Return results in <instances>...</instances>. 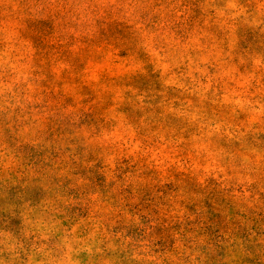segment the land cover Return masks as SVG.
<instances>
[{
    "label": "clouds",
    "instance_id": "clouds-1",
    "mask_svg": "<svg viewBox=\"0 0 264 264\" xmlns=\"http://www.w3.org/2000/svg\"><path fill=\"white\" fill-rule=\"evenodd\" d=\"M0 14V264H264V227L239 215L246 231L204 219L212 211L231 215L233 207L251 216L264 205V50L237 55L242 33L264 43V0H0ZM189 18L188 34L206 41L198 46L205 69H228L225 84L238 87L228 103L213 99L210 114L185 104L171 126L167 113L143 111L134 80L150 63L176 67L186 58L174 26ZM37 24L56 37L83 38L81 63L99 69L95 81L75 73L72 115L53 108L48 115L63 123L47 139L29 103L42 78L35 74ZM234 60L251 72L237 73ZM63 67L73 70L68 61ZM176 86L206 99L199 80ZM123 101L141 111L125 110ZM241 113L245 119L235 121ZM130 133L140 144L135 153ZM154 136L173 153H191L181 157L182 170L150 161L145 142ZM208 159L224 173L223 187L247 190L234 205L206 179L197 185L198 165ZM194 200L204 207L177 213ZM209 202L216 208L206 212ZM131 204L140 210L130 213Z\"/></svg>",
    "mask_w": 264,
    "mask_h": 264
},
{
    "label": "rangeland",
    "instance_id": "rangeland-1",
    "mask_svg": "<svg viewBox=\"0 0 264 264\" xmlns=\"http://www.w3.org/2000/svg\"><path fill=\"white\" fill-rule=\"evenodd\" d=\"M4 20L5 17L0 14V25L3 24ZM191 28V18L183 23L177 22L174 26V35L181 40L186 58L181 59L176 67H171L167 63H150L146 65L147 75L138 76L134 80L137 86L138 96L143 97V99L137 100V103L147 105L143 108V111L167 113L165 123L171 126L179 124L178 113L185 104L190 105L192 108L202 109L205 114H210L215 108V105L211 103L213 99L218 98L228 103L232 100L236 87H238V85H233L231 82L227 85L225 84L224 81L228 79L229 75H232L228 69H220L215 63H210L205 69L202 62L203 57L199 55L200 48L198 46L205 44L206 41L189 35L188 33L191 31ZM35 30L39 33L34 42L35 48L37 49L34 56L36 57V63L38 65L35 74L42 78L39 81L40 93L34 97L30 96L29 103L32 105L33 113L41 118L43 124L41 131L44 133L45 139H47L49 134L54 135L56 132V124L63 123L59 115H57L56 121L48 115L53 108L59 105L60 108L67 109L68 116L64 119H68L72 115L71 109L76 103V96L71 92V85L77 82L75 73L77 71H84L92 81H95L96 73L99 69L96 65L89 66L86 62L81 63L78 51L81 50V46L85 43L83 38L76 36H71L68 39L56 37L43 24H37ZM261 50H264V43L255 34L245 32L242 33V38H238L237 40V55L240 58H243L245 52H255L258 54ZM97 51H99V48ZM156 55L158 59L159 54ZM100 59L101 57L97 56V60L99 61ZM65 61L71 63L73 69L71 73L67 72L63 67ZM234 64L236 65L235 71L237 73L246 74L251 72V66L247 62L238 63L234 60ZM116 70L122 71L119 65H117ZM218 72L226 73V75L221 78L217 76ZM209 77L214 79H209ZM192 80H199L201 85L208 86V91L204 93L206 99L201 100L195 93L184 91L176 86L180 83L188 85ZM225 88L228 90L225 91ZM214 90L215 96L212 95ZM82 91L87 90L84 89ZM121 106L125 110L141 111L131 101H123ZM174 112L177 115H173ZM244 119L245 115L243 113L235 117V121L237 122ZM129 140L132 141L130 151L135 153L140 148V144L131 133L129 134ZM145 143L148 145V157L156 166L162 160H167L177 170H182L184 165L181 157L191 159V153L171 152L172 145L164 137L154 136ZM198 166H200L202 176L196 178L197 185L200 180L206 179L209 189L216 192L218 198L222 197L234 205V197H236L237 193L242 194L247 191L242 185H238L236 182L231 183L228 188L223 187L225 184V175L218 170L216 163L212 159L205 160L202 165ZM151 171H155V168L149 169V172ZM181 174L188 175L187 172L183 171H181ZM165 194L169 198L174 195L167 190H165ZM203 207L204 205L200 200H194L178 207L177 213H188L191 216L192 213ZM215 208V202H209L205 211L207 212ZM139 210V204H131L128 207L130 213H136ZM252 212L254 214L251 216L247 213L239 214L233 207L231 215H224L223 213L217 214L215 211H212V214L206 215L204 219L205 224L208 226L216 225L217 228H222L230 225L239 230L246 231V228L240 223V220L236 219V216L239 215L240 219H247L251 227H264V205L257 204L253 206Z\"/></svg>",
    "mask_w": 264,
    "mask_h": 264
}]
</instances>
